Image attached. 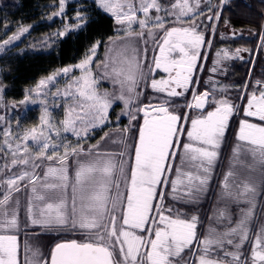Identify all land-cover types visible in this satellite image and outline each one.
<instances>
[{"label":"snow or ice","instance_id":"1","mask_svg":"<svg viewBox=\"0 0 264 264\" xmlns=\"http://www.w3.org/2000/svg\"><path fill=\"white\" fill-rule=\"evenodd\" d=\"M59 3V12L54 15L64 13L65 0ZM226 3L228 0H220L221 9ZM93 4L122 26L123 36L117 39L143 40L146 31L155 39L152 30H160L163 35L157 44L158 54L146 66L137 48L122 46L120 52L102 62L103 74L111 81L113 91L101 92L91 67L97 43L76 66L81 75L63 92L70 98L63 119L55 121L47 101L40 99L45 107L38 124L16 133L10 127L3 129L0 264H264V223H259L256 214L258 205L264 203V90L258 95L253 91L243 109L227 98L210 99L211 94L205 91L192 93V101L186 104L196 115L182 116L172 111L171 98L184 96L196 83L193 76L203 58L200 50L208 44L195 23L200 0H175L170 9L161 0H93ZM168 15L176 18L172 27L167 26ZM213 15L220 20L219 12ZM87 19L78 12L75 27L81 28ZM70 27L66 25L58 35H65ZM27 31L21 28L3 44ZM260 40L264 46V32ZM241 51L247 49L235 53L221 49L216 63L235 58ZM146 67L152 77L148 86L167 99L147 104L141 100L143 92L139 89L142 82L147 83ZM69 71L63 69L65 74ZM157 73L165 75L155 78ZM53 79L40 81L37 97ZM29 100L36 102L26 95L12 107ZM116 101L123 103L121 115H127L130 121L140 119L142 113L135 143L128 146L123 140L112 141L130 147L128 152L104 150L99 142L85 149L81 141L90 129L109 122V111ZM5 106L4 86H0V107ZM239 112L243 117L236 133L238 143L222 182L223 206L215 209L213 222L199 233L200 216L180 205L199 202V194L211 180L229 121ZM0 122L10 123L3 115ZM16 122L19 124V120ZM66 133L76 137V143L63 135ZM106 138L107 133L101 140ZM237 164L249 171L259 166V182L239 176L233 170ZM169 187V192L162 190ZM25 190L29 193L24 205L26 237L28 228H38L83 238L61 236L47 255L27 239L21 245V202L13 201V196ZM166 197L176 204H166ZM254 223L259 227L254 228Z\"/></svg>","mask_w":264,"mask_h":264},{"label":"trees","instance_id":"2","mask_svg":"<svg viewBox=\"0 0 264 264\" xmlns=\"http://www.w3.org/2000/svg\"><path fill=\"white\" fill-rule=\"evenodd\" d=\"M3 1L4 9L0 10V33L4 30L8 31L10 27L13 28L15 26L28 29L20 43L14 45L0 56V86H4V104L6 106L8 103L23 100L27 93L37 86L41 80L51 76L59 69L81 62L95 44L99 43L102 49L103 47L105 48L108 42L115 37V31L118 28L112 17L101 12L96 6L90 5L91 7L84 13L88 18L87 22L81 28H70L65 35L59 36L58 33L64 32L66 25H64L63 19L61 20L58 15H54V13H58L59 0ZM164 1L167 3L174 2V0ZM218 4L219 2L212 15L219 12L220 20L217 22L213 33L211 32V23H209L206 31V41L208 42L212 35L211 44L208 52H203L202 54L203 58L197 66L196 79H198L199 90H204L209 65L215 55L213 52L216 51L219 43L224 45V43L230 44L231 42L236 46H243L251 53L249 59L244 61L233 60L228 65V74L224 79L238 87V89H232V102L244 105L247 101V93L255 87L257 82H261L260 88L261 90L264 89V50L257 45L260 34L264 32V3H262V0H228V3L222 9L219 8ZM69 13L67 11L66 18L70 15ZM214 18L215 16L213 15V20ZM225 22L233 29L249 30L251 36L222 42L219 39V34L220 28ZM208 84V87H210L211 83ZM193 87L194 85L185 95V99L181 97L171 99L170 109L172 111L182 116L193 114V110H188L187 112L185 107L189 102ZM146 90L148 89H145V96L147 97ZM242 90L245 92L240 94ZM179 105L181 107H178ZM140 117L142 120L141 115ZM23 120L27 126H32L37 123L38 117L34 113H29ZM137 124H140V122L138 121ZM184 127H188V125H184ZM236 130V123H230L222 144L223 153H221V158L219 157L218 165L215 169L216 172L214 171L215 173L211 175L209 184L212 186V198L210 203L202 209V220L209 215V207L212 206L213 197L219 185V178L222 175V170L229 155H231L232 146L236 141ZM136 134L137 128L135 127L132 132V138L130 139V136L126 137L124 139L125 143L134 144ZM181 140L184 142L185 137H182ZM178 161L179 155L177 163ZM164 191L169 192L170 187L164 189ZM165 203L176 204L170 197H166ZM262 208H264V203L259 205L256 213L258 221L263 212ZM199 209L196 208L194 210L197 211ZM21 234L25 235V232ZM38 234L42 236V239L50 240L49 245L45 247L48 252L50 247L61 236L65 237L64 235H68V238H83L80 236L73 237L67 233L58 235L53 234V232L38 231L36 235Z\"/></svg>","mask_w":264,"mask_h":264},{"label":"rangeland","instance_id":"3","mask_svg":"<svg viewBox=\"0 0 264 264\" xmlns=\"http://www.w3.org/2000/svg\"><path fill=\"white\" fill-rule=\"evenodd\" d=\"M161 2L166 7H168L170 9L171 4L174 3L175 0H174V2H170V3H167L164 0H161ZM192 2L194 3L195 0H192ZM218 2H219V4H218L219 8H221L220 7V0H200V8L198 10L199 18L196 19L195 23L199 26L198 31L203 32L204 36L206 35V31L209 27V23H211V26H212L211 32L213 33L215 31L216 24L218 21L215 18L213 20L212 12L216 8ZM137 3H138V0H137ZM90 5H94L93 0H65L64 13L62 15H58V16L60 17L61 20L63 19L64 25L66 24L68 26H71L70 28L75 29L76 28L75 25L77 23V21H76L77 13L79 12L82 16H85L84 13L89 9V7H91ZM223 6H225V4ZM3 9H4V1L0 0V10H3ZM59 9H60V3L58 4V12H59ZM99 10H101V9H99ZM67 11L70 12L69 13L70 15L66 18L65 15L67 14ZM101 12L112 17L115 21V18L112 15H110L109 13H106L102 10H101ZM138 15H142V14H138ZM153 15H155V13H153ZM161 15H163V13H161ZM208 17H211V19H208ZM175 19L176 18L174 16H171V15L166 16L165 20H166L167 26L172 27ZM184 19H188V18L185 17ZM183 26L188 27L189 25L184 24ZM136 27L138 29V26H136ZM20 29L21 28L15 26L13 28L10 27V29L8 31L4 30L3 32L0 33V45H3L2 50H0V56L3 55L8 49L13 47L14 45L20 43L22 37L26 34V32L21 34L19 39L12 40L7 45L3 44V42L5 40H9L11 37L16 35L20 31ZM213 29H214V31H213ZM152 31L155 35V39L150 38L148 36L147 31L145 32V38L143 40H141L137 37L117 39L118 36H123L122 26L118 25V28L115 31V37L108 42V44L105 46V48L103 47V49H102L100 44H99V47L96 49V52L92 58L91 67H92V70H93L95 77L99 80L97 87L101 92H103L104 90L113 91V85H112L111 81L107 77H105L103 74L104 65L102 62L107 61L110 56H115L118 52H120L122 50V46L128 45L130 48L131 47L137 48L140 52L142 63H144L146 66L151 65L153 56L158 54L157 44L160 41V37L163 35V33L158 29H153ZM250 36H251V32H249V31H242V30L236 31L235 29L231 28L228 24L223 23V25L220 28L219 39L222 42L223 41L225 42L226 39L227 40H236V39H239L241 37L247 38ZM211 37H212V35L208 39L209 40L208 44L202 48V49H204V52H206V53L208 52L209 46L211 44V42H210ZM110 48L113 51L110 52L109 51ZM145 49H146V59H144ZM202 49L200 50V52L202 51ZM221 49H226L229 51V53H235L237 49L243 50L245 48L243 46H236L231 42H230V44L224 43V45L219 43L216 51L213 52V54H215V55L211 59V62L209 65V71H208V74L206 76V83L212 84L210 86V89H209L213 93L212 97H215L216 99L227 98L228 100H230L232 102V95H231L232 89H234V88L238 89V87L235 84H230V83L224 82V78L228 74V72H227L228 65H230L231 62H233V59H235V60L239 59L241 61L249 59L251 53L249 50L241 51L239 53V55L236 56L235 58L220 59V63L217 64L216 63L217 59H218L217 52H219ZM89 54H90V51L88 52L87 55H89ZM204 58H205V54H204ZM81 62H79L75 65H72V66L65 67V68L70 69V71L67 74H65L63 72L64 68H61L58 71H56L54 74L49 76V77H54V79L51 81H48L47 86L40 90V96L39 97H37L35 90L40 85V82L37 84V86H35L32 90H30L27 93V95H30L32 97V99H34L36 101L35 103H33L32 100H29L28 102H26L24 104L16 103V106L12 107L13 102H11V103H8L7 106H5V107H0V115H3L5 117V120L7 122H10V123L0 122V142H2V140H3V129L6 127H10V129L13 133H16L17 131H22L25 128L31 127V126H27L23 120L24 117L26 115H28L29 113H34L35 116L38 117V121L36 124L39 123V117L42 114L43 107H45V105H42L39 102L40 99H45L47 101L46 106H47L48 110L52 113L55 121L58 122L59 120L63 119L65 109L67 108L68 103L70 102V98H66L63 95V92L69 83H72V81L76 77H79L81 75L80 69L78 67H76ZM214 67L216 68L215 72L212 71V69ZM164 75H165L164 73H157L155 78H160L161 76H164ZM145 76L147 77V83L142 82L140 89H139L141 92H143V96L141 97V100L143 101V103H145V104L146 103H157V102L163 101L164 99H167L164 94L154 93L152 91V89L150 88V86H148V84H150V80L152 79V77L148 74L147 67L145 70ZM43 80H48V77L46 79H43ZM58 89L60 92L59 95H57ZM145 89H148V90H146L147 91V97L145 96ZM222 89H223V91H222ZM193 90H194V87L192 88V92L190 94L189 102L192 101V93H194ZM253 91H255L257 94H259V91H261V90L260 89L258 90V89H256V87H254L252 90H250L247 93V95L249 96ZM244 92L245 91L242 90V91H240V94H242ZM45 93H47V95H45ZM185 95H187V93ZM185 95L180 96V97L185 99L186 98ZM180 97H177V98H180ZM17 102H19V101H17ZM235 105L237 106V104H235ZM123 107L124 106H123L122 102L116 101L113 104V108L110 109V111H109V122L105 123L100 128L90 129L87 136H85L83 138V140L81 141V143L83 144V147L85 149H87L90 145H94L97 142H99L101 148L104 150H109V151H113V152H119L121 150L128 152L130 150V147H125V144L123 145L121 143H113L112 141L113 140H116V141L123 140L124 141V139L128 136H130V139H131L133 129L136 127L138 121L141 124L142 120L138 119L136 121H130L129 117L127 115H121ZM178 107H181V105H179ZM185 107H186V105H185ZM188 110L189 109H187V112H188ZM192 115L193 116L195 115L194 112ZM117 117H119V119H117ZM17 120H19V124H17V122H16ZM126 128H130V131L124 132L123 130ZM105 133H107V138L104 140H101V137L104 136ZM63 135L66 136L67 139L69 141H71L72 143H76L77 138L72 136L71 133H66ZM185 140H186V138H185ZM29 143H31V142H29ZM127 143H128L127 144L128 146H131V144L129 142H127ZM237 143L238 142L236 140L235 144H233L231 150H233L234 146ZM221 153H223L222 146L219 149V157L220 158H221ZM232 156H233V152L231 151V155H229V157L226 161L227 166H225V167H227V170L223 169L222 175L219 178V180H220L219 185H221L219 187H221V189H222V182L224 180V177L230 169L231 162H232ZM219 157L216 161V164H215V167H214L212 173L216 172L215 169H216V166L218 165L217 163L219 161ZM125 159H127V156L125 157ZM3 162H4L3 155L0 154V164H3ZM233 170L235 172H237L238 175L243 177V178L251 177L255 182H259V180L261 178L259 166H257L256 170L249 171L247 167H244V166L237 164L233 168ZM13 171H16V169H13ZM172 178H174V176ZM219 189L220 188L216 189L215 195H214L213 201H212L213 202L212 206L209 207L210 212H209V215L206 217L207 222H208L209 216H211V213L212 212L214 213V211L217 207H222L220 205V204H222V201L220 199V195H221L222 190L220 189V191H219ZM162 190L164 191V189H162ZM218 191H219V193H218ZM28 194H29L28 191L25 190V191L15 193L13 196V201H15L16 199H19L21 202V207H20L21 231H20V233L26 231L23 227L24 222H25L24 205L26 204ZM199 199L202 201L201 198H199ZM217 202H218V204H217ZM258 209L259 208L256 209V213L258 212ZM197 211L200 212L201 209H199ZM212 217H213V215H212ZM212 222H213V220H211V223ZM259 223H264V211L260 215ZM259 223H257V224L254 223L253 227L258 228ZM34 230L35 229H33V228H28L27 231H28L29 235L27 237L25 235H23V237L25 239H27L30 243H32L34 247L35 246L40 247L41 245H38V244L39 243L41 244V241L43 240L42 236H40L39 234L33 235L32 233H30V231H34ZM38 231L44 232V231L37 228L35 233H37ZM199 233H201V230L199 231ZM53 234H56V233L53 232ZM64 236H65L64 237L65 239H68V237H69L68 235H64ZM38 239H40V240H38ZM249 255H250V252H249Z\"/></svg>","mask_w":264,"mask_h":264},{"label":"crops","instance_id":"4","mask_svg":"<svg viewBox=\"0 0 264 264\" xmlns=\"http://www.w3.org/2000/svg\"><path fill=\"white\" fill-rule=\"evenodd\" d=\"M219 186H221V185H218L217 188H220L221 189V187H219ZM220 189H219V191H220ZM219 191H218V193H219ZM199 196H201L200 198L202 199V201L199 199V202L196 203V204H192V205H180V207H184V208L191 209L193 212H195V214L199 215L200 218H201V220H202L203 219V216H202L203 215V210L202 209L205 208L207 206V204L210 203V200L212 198V186H211V184H208L207 189L203 193L199 194ZM217 204H218V202H217ZM220 205L223 206V201H222V204H220ZM196 208H200L201 211L200 212L195 211L194 209H196ZM257 208H259V205H258ZM212 215H213V212L211 213V216H209L208 222L206 221V219H204V220L201 221L202 223H201L200 227L198 228V232L200 230H201V233H203V232L206 231L208 225L211 223ZM35 230L34 231H30V233L35 232ZM38 240H40V239H38ZM43 240H44V242H43ZM43 240L41 241V244L39 243L38 245H41L40 247L42 248L44 254L47 255L48 254V251L45 250V247L47 245H49L50 240H47L45 238ZM20 241H21V245H23V242L25 241V238L23 237V235L21 233H20Z\"/></svg>","mask_w":264,"mask_h":264},{"label":"flooded vegetation","instance_id":"5","mask_svg":"<svg viewBox=\"0 0 264 264\" xmlns=\"http://www.w3.org/2000/svg\"><path fill=\"white\" fill-rule=\"evenodd\" d=\"M236 30V29H235ZM237 31V30H236ZM242 31H249V30H242ZM250 32V31H249ZM205 40H206V35H205ZM227 40V39H226ZM258 47H262L263 48V50H264V46H262V43H261V40L259 39V41H258ZM203 52H204V49H202V51L200 52L201 53V56H202V54H203ZM251 55V54H250ZM233 60H235V59H233ZM199 62H200V60L198 61V64H197V66L199 65ZM193 79L196 81V83L194 84V92L195 93H203V92H205V91H208L211 95H210V99L212 98V96H213V93L209 90L210 89V87H208L209 86V84H207V83H205V85H206V87H205V89L204 90H202V91H200L199 90V86H198V79H196V73H195V75L193 76ZM224 82L225 83H228V81L226 80V79H224ZM212 85V84H211ZM256 89H260L261 90V88H260V84H258V83H256ZM262 90H264V89H262ZM258 95V94H257ZM244 107H246V104H242V105H240V104H237V108L238 109H243ZM207 110H210L209 108L207 109ZM194 111V114L196 115L197 114V112L195 111V110H193ZM243 117V113L242 112H239L237 115H234L233 116V118L229 121V124L230 123H236V125H237V130L236 131H238V126H239V120L241 119ZM237 133V132H236ZM185 138H186V136H185ZM225 139V138H224ZM225 166H227V165H225ZM227 170V167H224V170Z\"/></svg>","mask_w":264,"mask_h":264},{"label":"water","instance_id":"6","mask_svg":"<svg viewBox=\"0 0 264 264\" xmlns=\"http://www.w3.org/2000/svg\"><path fill=\"white\" fill-rule=\"evenodd\" d=\"M210 98V97H209ZM207 110V109H206ZM141 115H142V113H141Z\"/></svg>","mask_w":264,"mask_h":264}]
</instances>
